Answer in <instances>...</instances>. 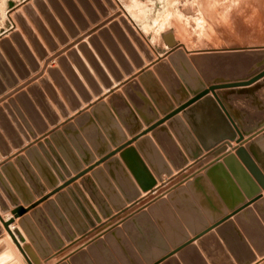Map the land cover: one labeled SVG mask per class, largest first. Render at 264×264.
Instances as JSON below:
<instances>
[{"label":"water","instance_id":"1","mask_svg":"<svg viewBox=\"0 0 264 264\" xmlns=\"http://www.w3.org/2000/svg\"><path fill=\"white\" fill-rule=\"evenodd\" d=\"M79 1L85 4L84 0ZM93 1L96 5L100 2V0ZM106 1L111 8H116L112 0ZM66 4L76 20L80 21L77 11L70 3ZM27 7L24 6V9L26 10ZM38 9L48 27L36 12H30L27 14L28 20H22L21 24H18L22 35L15 34L13 43L0 40L2 50L0 52V92L4 89V83L12 86L19 79H23L31 69L37 67V59L46 54L41 47L40 39L51 49L54 47V37L59 41L65 39L61 26L51 12L45 6H40ZM53 9L66 31L72 33L75 29L64 11L57 5H54ZM116 15L143 51L145 58L152 60L154 55L130 22L118 11L114 13V16ZM110 26L126 53L133 60L135 67H141L143 63L135 49L131 47L120 24L116 22L111 23ZM89 41L100 54L102 62L113 79L120 80L122 74L113 65L109 55L100 51V46L92 40V37ZM106 41L113 48L122 70L130 74L133 68L126 62V57L121 55L117 48L115 49L114 40L106 38ZM82 52L104 86L109 87L111 82L107 74L96 63L92 53L84 44ZM69 57L93 93L98 94L100 88L78 56L72 52ZM24 61L28 67L24 65ZM57 62L83 100L90 99L84 85L65 58L60 57ZM137 75V79L125 82L121 90L111 91L105 100L93 104L89 112L79 114L74 123H67L60 130L53 131L50 138L71 169L77 171L82 165L79 156L85 163L93 160L87 141L94 152L101 156L109 151L111 143L118 145L125 139L124 131L134 134L142 128L143 124H152L142 132L150 131L151 136L138 138L135 146L127 147L120 152L122 162L139 188L120 160L117 157H110L104 163L105 170L98 168L92 172V179L81 177L79 185L74 186L75 189L68 188L67 192H58L53 200L45 201L41 208L33 209L32 219L21 217L18 220L34 245L36 244L38 252L42 251L41 254H44L51 249L41 237V230L54 248L62 244V239L54 232L50 221L59 228L65 241L72 240L77 233L83 234L90 225L94 226V223L101 218L109 217L113 211L123 210L126 202L135 204L133 202L140 195V190L151 189L156 179L162 181L163 173L170 176L173 170L185 169L189 161H201L214 147L233 140L240 142L243 136H250L252 138L245 141V146L234 148V154L227 153L222 162L212 161L203 167L204 173H194L184 186L178 185L172 189L167 199H160L150 204L149 214L134 213L124 228L125 234L141 251L136 239L138 221L144 219L149 224L150 231H154L153 219L156 221L160 219L158 214L161 208L167 212L168 217L164 216L167 221L173 219L182 236H185L177 215L188 229L192 230L204 224V216L214 220L223 214L219 196L228 207L243 202L244 195L249 199L256 196L249 202L253 203V208H246L249 204L247 203L232 214L235 215L236 223L245 233L256 253L259 256L264 255V197L258 195L261 189L264 190V45L192 51L188 55L178 47L170 52L167 58L156 60L152 69L143 70ZM49 76L58 91L45 79L39 81L40 86L64 116L66 110L58 95L71 108L78 107L79 103L56 68L49 69ZM39 88L36 85L29 87V97L27 94H18L17 100L34 128L42 132L46 128L36 105L44 112L46 119L54 124L56 122L52 120L56 119V115ZM179 111H181L180 115L177 114ZM8 114L19 115L24 128L19 123L16 125L19 126L22 134L29 131L30 135H35L32 132L31 123L25 119L19 107L14 106ZM160 115L164 117L158 120ZM163 120H166V125L160 124ZM4 136L13 143L15 148L23 142L6 114L0 110V151L2 153H5L7 148ZM38 145L42 151L35 146H30L25 149V153L17 154L11 162L6 161L0 166V209L2 211L6 209L2 194L12 204H16L19 201L18 198L28 203L33 200L34 195L44 194L45 185L52 188L57 184L56 174L64 178L60 170L64 169L63 163L59 160L54 163L49 152L43 150L40 142ZM47 145L51 146L49 143ZM204 151L205 155H203ZM41 152L44 153L45 158ZM82 190L87 197H83ZM228 197L235 198L228 201ZM12 214L15 217L21 215L19 209L14 210ZM13 221L14 217H10L4 222V226L27 263L33 264L7 227ZM220 222L222 223L216 229L217 234L233 254L236 263L252 262L255 255L249 250L236 225L231 220H227V217ZM160 223L170 244H180L169 239L171 236H179V234L170 233L171 221L168 227L165 226L166 222L160 221ZM229 232L239 240L238 246L235 245L236 254L225 239ZM125 234L114 229L108 231L105 238L110 239V242L112 239L116 241L117 238L123 241L124 255L129 257L127 251L131 253L132 248L127 239L125 241ZM195 238H198L197 245L210 264H233L217 236L209 232V229L196 235ZM100 243L102 242H94L88 246V249L91 250ZM158 246H161L159 252L164 253L167 243L163 241L159 233ZM122 247L123 245H120L121 250H123ZM192 247L183 249L179 247L178 259L170 257L162 260L161 264H188L186 253L192 250ZM212 247L213 250H211ZM211 254L215 257L211 258ZM118 256L120 257L119 252ZM152 258L144 256L146 261ZM122 260H124L123 255Z\"/></svg>","mask_w":264,"mask_h":264},{"label":"rangeland","instance_id":"2","mask_svg":"<svg viewBox=\"0 0 264 264\" xmlns=\"http://www.w3.org/2000/svg\"><path fill=\"white\" fill-rule=\"evenodd\" d=\"M50 1L51 0H43L40 2V4H45L48 7H50L51 6ZM58 1L64 7V9H66L69 16L76 20V18L73 16V14L71 13V11L68 8V6L66 4L67 2H65V0H58ZM71 1L72 2H70V3H73L74 6L76 8H78V10L80 11V14L83 15V18L86 20V22H87L86 24L89 25L91 23V20H92V15H90L91 13L87 11L85 6L83 4H81L79 0H71ZM113 2L117 6L116 10L112 9L106 0H103L104 5L107 8V11H109V12L103 11V13H102L99 5H96L93 0H87V4L89 5V7H91L93 9L94 16H95L96 11H98L101 15V17L99 15L98 19L100 20L101 18H104L105 19V25H108L109 22H112V21L116 22L118 20V22L123 26V24L119 20V16H116V17H112V16L114 15V13L116 11H120L122 15H125L130 20V22L133 24V26L139 32L140 36L147 43L150 50L155 55L154 59H156V56L162 58V56L167 55V57H168V54L170 52H172L174 49H176L177 46H179V48H182L186 52V54L188 55V53L192 52V51L264 45V0H113ZM17 3H19L18 6L16 5L15 7H13ZM28 3L32 4V6L29 8L30 10H34L37 12L39 11L38 7L40 6V4L38 5L37 3H35V0H23V1L22 0H0V33L3 32L6 28H8L12 24V26L8 29V31L3 32L4 34L2 33V35L0 34V40L1 39L4 40L5 38H9V39H11L10 40V43H11L13 41L11 34L14 31H19L22 34V30L20 29V27H19L20 25H18V24H21L22 20H28L27 14L30 13V10H27V11H29V12H27L24 9V6ZM9 9H11V10L8 12ZM110 12H112V14H110ZM40 15H41V13H40ZM110 15H112V16L110 17ZM10 22H11V24H10ZM46 25H47V23H46ZM80 27L82 28V26H80ZM88 27L89 26H87V28ZM100 27H102V26H100ZM123 28L125 29L124 26H123ZM85 30L86 29H84V32H86ZM89 30H90V27H89ZM125 31L127 32L126 29H125ZM127 34L131 38V41H132L133 45L135 46L137 52L139 53L140 57L145 58V55L141 52L140 48L135 43V41L133 40L131 35L128 32H127ZM111 36L115 37V35H113V34H111ZM84 38H87L86 41L87 40L89 41V38H91V37L89 36V33H85L83 39ZM79 41H81V40H79ZM79 41H77V42H79ZM72 42H73V44L77 43L74 41H72ZM105 43H106V41H105ZM89 44H91L90 41H89ZM121 45L122 44H120V47H121ZM105 46H107V43ZM0 50H1V48H0ZM57 52H58L57 49H55L53 51H49V53H52V54L54 53L53 55L46 53V55L43 58H38L39 59L38 69H32V72L29 73L26 78L20 79L18 82H16L14 85H12V88H14L13 90L19 88L18 92H15V93H17V94L26 93V91L29 93L28 90H29V87L31 86L32 83H35V85L40 86L39 81L41 79H44L43 74L45 72H47V74H48V69L50 67V66H48L47 69H45L46 64L52 60V59L50 60L51 57H54V58L58 57V56H56ZM110 53H111V51H110ZM162 54H164V55H162ZM111 55H112V53H111ZM164 58H166V57H164ZM154 59H152V60H154ZM152 60H150V61H152ZM141 61H142V59H141ZM42 62L44 63L43 65H41ZM87 62H88V59H87ZM147 62H149V61H147ZM132 64H133V62L130 63V65H132ZM133 66L135 68V65H133ZM148 68H150V67H148ZM150 69H152V68H150ZM107 71H108V69H107ZM34 73H35V75H33ZM93 73L95 74L94 71H93ZM108 73H109V71H108ZM122 74H123V72H122ZM123 78H124V76H123ZM112 79H113V77L112 78L110 77V80L112 81L111 83L113 85L115 80H112ZM135 79H137V78H135ZM21 80H25L24 83H19ZM35 80H38V81L34 82ZM25 86L27 87L25 92L21 91V89ZM101 89L103 90V87H101ZM5 93H6V89H5ZM100 94H102V92ZM97 96H99V95H97ZM80 107L81 106H78V108H80ZM78 108H75L74 111L78 110ZM69 111H73V109H69ZM69 113L66 112V114L64 116H62L61 113H60L61 115H57V120H58V116L60 117L59 120L55 124L54 123L53 124H47L48 126H47V129L45 132L44 131L39 132L38 129L33 130L35 135L36 136L38 134L42 135V133L45 134L51 126H55L59 122H61V117L62 118L69 117L71 115V113L70 114ZM178 114H181V112ZM74 117L75 116H72L71 118L70 117L69 118L74 119ZM163 117L164 116L161 115L159 120L162 119ZM71 122H74V120ZM164 122H166V120ZM67 123H70V121L61 124L59 127L62 128V126L67 124ZM145 126H147L146 127L147 129H148V127H150V125H146V124H145ZM59 127L56 128L55 130H60ZM52 132H53V130L47 134L48 138H50V134H52ZM148 132H150V131H148ZM137 133H139V132H137ZM136 134H129L131 136L130 144L134 143L135 140L138 139V138L136 139V136H135ZM150 134H151V132H150ZM27 135L30 136L28 138H31V136H32V135H30V132L28 134H26V136ZM35 135H33L32 137H34ZM143 135L144 134H142L138 137H141ZM24 136H25V134H24ZM37 142H39V141H37ZM50 142H51L52 146L54 145V147H56L52 140ZM233 142H236V141H233ZM239 143H241V142H238V144ZM119 144H121V142ZM119 144L113 145V147L111 145V148L108 151V153L102 154L101 156L94 152V158L90 163H85V162L81 161V163H83V167H81L79 170H77V172L72 170V173L75 172V174L78 175V173H80L82 170L87 168L85 170L86 172L84 173V175H89L91 170H92L91 167L93 165H94L93 168H95V169L99 168V167L104 168V163L110 158L109 157L108 159L105 160V159H103L105 156L109 155V153H111V152H114L112 157H117L118 155L116 156L115 154L120 155V152L123 151V149L130 147L129 144H127V145L123 146L122 147L123 149L121 150ZM228 146H227V148H228ZM56 151L59 152V149L57 147H56ZM203 171H204V168H203ZM77 177H76V179H80L81 175L80 176L78 175ZM70 178L71 177H69L68 179H70ZM157 181H158V179H157ZM186 181L187 180H185V183L183 181L182 183H178L177 185L176 184L175 185L176 186L185 185ZM167 182L168 181L161 182L160 187L166 185ZM68 184L71 185V183H68ZM70 185H68V188L70 187ZM175 185L173 186L172 189L176 188ZM137 187L139 188V186H137ZM171 187L169 186L168 189ZM151 189H149L147 191L141 190V194L138 196L137 200L133 202L135 204H132L130 202L129 203L126 202L125 207H124V209H126L125 211H123L119 214H118V211H113V213L109 217L101 218V221H102L101 223L96 221V225L98 223L99 224L97 227H95L93 229V232H91L90 235L100 233L101 231H103L106 228L107 229L103 232V234H106L108 231L114 230L116 228H120V227L122 228L123 224L126 221H128L132 217V215H134L133 213H137V212L141 213V212H145V211L147 212L149 205L145 208H140L137 211H135V210L138 206L141 205V203L149 200L147 198V196L151 195L152 193H156V191L158 190L156 188L153 190H151ZM172 189H170L169 191H171ZM169 191H167L166 194H164L163 196H160V194L158 196L157 195L153 196L151 198L152 202H155V201L163 199V198H167ZM143 192L148 193V195L144 196ZM128 212H129V214H131L132 212L133 213H132V215H130L127 218L128 220L126 219L125 221L119 223L120 225L117 224V225H119V226H117L114 223L115 221L118 220L117 218H120L122 215L124 216V214H127ZM116 213H117V215H116ZM96 225H94V226H96ZM94 226H92V227H94ZM88 235H89V233H87L85 235V237ZM85 237L83 236V237H81V239L85 238ZM99 238H101V237H99ZM6 239L9 242V244H7V242H2L3 245H2V243H0V245L2 247V249H1L2 252H0V254H1L0 255V264H28L27 261L25 260V258L23 257V255L21 254V252L16 250L18 247L15 248L14 245L12 244V241H13L12 238L9 236ZM27 244L28 245L25 244L24 249H25L26 253L28 252L29 256L31 257L33 264H48L45 262H41V260H38V258L33 253L32 247H30V244L29 243H27ZM68 244H70V242H68ZM72 244H74V243H72ZM171 251H174V249L173 250L171 249ZM256 259H257V257L253 261H255ZM153 264H155V263H153Z\"/></svg>","mask_w":264,"mask_h":264},{"label":"crops","instance_id":"3","mask_svg":"<svg viewBox=\"0 0 264 264\" xmlns=\"http://www.w3.org/2000/svg\"><path fill=\"white\" fill-rule=\"evenodd\" d=\"M23 1V0H22ZM21 2V1H20ZM19 2V3H20ZM19 3H17V4H15L13 7H15L16 5L18 6V4ZM12 7V8H13ZM11 8V9H12ZM11 9H9L8 10V12L11 10ZM14 9V8H13ZM109 12V11H108ZM51 14H53V16H54V18L58 21V24H60V26H61V28H62V31H63V33H64V36H65V39H64V41H59L58 39H56V37H54L53 38V41H54V45H55V47H54V49H51L50 50V48H48L42 41H41V39H40V44H41V47H42V49L44 50V52L46 51L47 53H49V51H53V50H55V49H57V51L59 52V51H61V50H63V49H66L67 47H69L73 42H71L70 43V41H74V42H76L77 40L79 41V34H84V33H86L87 31H89V27L88 28H86V32H84V29L83 28H81L79 25H78V23L74 20V18H72L71 17V20L74 22V24H76V25H74V29H76V31L78 32V33H75V34H73V35H71V33H69V32H67L66 31V29L64 28V26L62 25V22L59 20V18L57 17V15L54 13V12H52ZM40 16V15H39ZM79 23H81V22H79ZM10 24H11V22H10ZM46 25V24H45ZM12 26V24L8 27V28H6L3 32H6V31H8V29L10 28ZM47 26V25H46ZM48 27V26H47ZM92 27H94V24L92 25ZM93 29V28H92ZM91 30V29H90ZM35 31V30H34ZM103 31L104 30H97V31H95L94 32V34H91V36L90 37H95V42H97V44L100 46V47H102L104 50H105V52L111 57V59H112V61L114 62V64H115V66L116 67H118V69H119V72L120 73H122L123 72V74H122V78L120 79V80H118V81H114V83H113V85L111 86V87H109V88H105L104 87V84H103V82H101L100 81V78L96 75V74H94L93 73V69L91 68V66H90V64L87 62V59L85 58V55H84V53L82 52V48L80 47L81 45H86V47L89 49V51L93 54V56H94V58H95V61L98 63V65L103 69V72H105V74H107L108 75V77H111L112 78V76H111V74H109L108 73V71H107V68H106V66L104 65V63L102 62V59L100 58V55H99V53L97 52V50L93 47V45H91V44H89V41L87 40L86 41V39L87 38H84V39H82L80 42H78V44H74L72 47H70L68 50H66V51H64L61 55H59L57 58H54V59H52L50 62H49V64H48V66H50V67H57V70L60 72V74L62 75V77L66 80V82H67V84L69 85V87H70V89L73 91V93H74V95H75V98H76V100L78 101V103H79V105L80 106H82V107H80V109L78 108V107H75V108H78L79 110H76V111H74V109L75 108H71L70 106H69V104H67L66 102H65V100L61 97V96H59L58 94V97H59V99H60V101H61V103H62V105L64 106V108H65V110H66V112H70L72 115H71V117L72 116H76V115H79L78 113L79 112H81L82 110V112L81 113H83V112H88L87 110L89 109V107L92 105V104H94V103H96L97 101H100V100H105V97L114 89V91L115 90H121V85L123 84V83H125V82H127L128 80H130V79H132V78H137L138 77V75L137 74H139L141 71H143V70H146V69H150V68H152V65H153V62H154V60H152V61H149V60H146L145 58H141L142 59V61H143V66H141V67H135L134 68V71L132 70V72L130 73V74H126L123 70H122V68H121V66L119 65V63L117 62V60L113 57V55H111V53H110V50H109V48L107 47V46H105L106 45V43H105V39H104V37H102L103 36ZM110 32V35L111 34H113L114 35V33H113V31H112V28H111V26H110V29L109 30H105V32ZM3 32H1L0 34L2 35V33ZM4 34V33H3ZM78 34V35H77ZM81 35V36H82ZM80 36V37H81ZM74 37V38H73ZM113 38H115L114 36H113ZM71 39V40H70ZM90 39V38H89ZM118 43V42H117ZM118 46H119V48L121 49V47H120V45H119V43H118ZM29 47V46H28ZM30 50L32 51V49H31V47H30ZM72 51H75V54H77V56H78V58L80 59V61L82 62V64L84 65V67L89 71V73L91 74V76L93 77V79L95 80V82L97 83V85H98V87L100 88V92L98 91V94H94L93 93V91L91 90V88L88 86V84L86 83V81H85V79L81 76V74L78 72V69H76V67H75V64L73 63V61H72V59L69 57V53L70 52H72ZM33 52V51H32ZM45 52V53H46ZM50 55H53L52 53H49ZM142 54V53H141ZM162 55H164V54H162ZM65 58V60H66V62L69 64V66L72 68V70L74 71V73L76 74V76H77V78L79 79V81L84 85V88H85V91L89 94V98H90V100L88 99L87 101H85V100H83V98H82V96L79 94V93H77L76 91H75V89H74V87L72 86V84H71V82L69 81V79L66 77V75H65V72L63 71V69L61 68V66H60V64L57 62V60L59 59V58ZM37 61H39V59H37ZM147 61H149V62H147ZM39 63V62H38ZM131 63V62H130ZM44 63L42 62L41 63V65H43ZM24 65L25 66H27L28 67V65H27V63L24 61ZM148 67H150V68H148ZM32 72V69L27 73V75L29 74V73H31ZM33 75H35V73L33 74ZM43 76H44V78L46 79V80H48L49 81V83L54 87V88H56L55 87V85H54V83L51 81V78H50V76H49V73L47 74V72H45L44 74H43ZM123 76H124V78H123ZM96 77V78H95ZM19 79V78H18ZM20 80V79H19ZM18 80V81H19ZM112 80H114V79H112ZM17 81V82H18ZM24 81L25 80H21L19 83H24ZM38 80H35L34 82H37ZM33 84H35V83H32L31 85H33ZM37 84V83H36ZM4 85L6 86V93H9V92H11L14 88H12V86H7L5 83H4ZM40 85V84H39ZM40 88V90L43 92V94H44V96H45V98L47 99V102L51 105V108L53 109V113L56 115V118H57V115H61L60 114V111H58V109L56 108V106L54 105V103H53V101L47 96V95H45V93H44V90H43V88L41 87V86H39ZM101 87H103V90L101 89ZM27 89V87L25 86V87H23L22 89H21V91H24L25 92V90ZM56 90H57V88H56ZM58 91V90H57ZM102 92V94H100ZM5 91L3 92V93H0V98L1 97H3L4 98V96H5ZM26 94L28 95V97H29V93L26 91ZM17 93H14V94H12V95H10V96H8V98H5L4 100H3V102L1 101L0 102V107H1V110L6 114V116H7V118L9 119V121H10V123H11V125L13 126V128L15 129V131H16V133H17V135H18V137L20 138V140H22L23 139V145L22 144H20V145H22V147L20 146V148L18 147H14V145H13V143L6 137V136H4V141H5V143H6V145H7V148H8V151L7 152H5V153H2L1 151H0V166L4 163V162H6V161H12L13 160V158H14V156H16L17 154H20V153H25V149H24V147H26V146H28V145H30L31 143H29L28 141H30V142H32V143H36V141L37 140H39V139H42V137L43 136H38L37 138L35 137L34 139H32V140H27L26 139V137L24 136V134H22L21 132H20V129H19V126L18 125H16V122L14 121V119H11L12 117H11V115L10 114H8V111H7V109H6V107H4V102L6 101L7 103H9L8 104V107L10 108V110L12 111L13 110V108H14V106H13V103H15L16 104V106L17 107H19L20 108V111H21V113L23 114V116L25 117V119H27L28 120V122H30L31 123V120L29 119V117H28V115L26 114V112L24 111V109H22V107H21V105L19 104V102H18V100H17ZM78 95V96H77ZM97 95H99V96H97ZM11 99H14V101L15 102H13V103H10V98ZM80 101V102H79ZM78 105V106H79ZM36 108H37V111L39 112V115H40V117L42 118V120H43V122H44V126L47 128V124H53L52 122H51V120H48V119H46V117H45V115H44V112L36 105ZM69 109H73V111H69ZM86 109V110H85ZM15 113V112H14ZM69 113V114H70ZM15 116H16V118L18 119V121H19V124L23 127V125H22V123H21V119H20V117H19V115L17 114H14ZM59 116H58V120H59ZM68 119H70V118H62L61 117V122H59L57 125H55V126H51L50 128H49V130L50 131H52V130H54V129H56V128H58L61 124H63V123H65V122H67V120ZM57 120V121H58ZM75 120V119H74ZM53 121V120H52ZM55 121V120H54ZM71 121H73V120H71ZM70 121V123H74V122H71ZM166 123V122H165ZM165 123H163V124H165ZM162 124V125H163ZM166 125V124H165ZM31 127L33 128V130H36L37 128H34V126H33V123H31ZM146 127L147 126H145V124H144V126H142V130H144V129H146ZM24 128V127H23ZM60 129H61V127H59ZM142 130H140V131H142ZM26 133H29V131L27 132V131H25ZM126 134H127V136H126V138L127 139H131V136L126 132ZM44 135H46V134H44ZM151 134H150V132H147V133H145L143 136H150ZM143 136H141V137H143ZM245 137V139H248L249 137L248 136H244ZM33 138V137H32ZM124 139L122 142H121V144H127L128 143V141L129 140H127V139ZM51 140V139H50ZM47 141V140H46ZM45 141V142H46ZM27 142V144H25ZM40 142V141H39ZM39 142H37L36 144L38 145V143ZM33 144V145H31V146H37L36 144ZM41 144H43L44 142H40ZM135 143H136V141L134 142V143H131L129 146L130 147H133L134 145H135ZM232 145L233 146H238V144L236 143V142H232ZM245 145V144H244ZM39 146V145H38ZM37 146V148H39ZM48 146V145H47ZM112 147H113V145H112ZM22 148V149H21ZM228 148H229V146H228ZM227 148V150L225 149L224 151L222 150V151H220V152H218L219 150H215L213 153H211V154H209V155H207V156H205L201 161H199L198 163L195 161V162H193V161H190L189 162V164L190 165H188L187 167H185V169H182V170H179V171H174L175 173H173L172 174V176H164L165 174L163 173L162 174V177L164 176L165 177V181H168L167 183H166V185H164V186H161L160 187V182H159V184L158 185H155L154 186V188H156V189H158L157 191H156V193H152L151 195H149V196H147V198L149 199V200H147V201H145V202H143V203H141V205L140 206H138L137 208H136V210L135 211H137V210H139L140 208H145V207H147L148 205H150V204H152L153 202H152V200H151V198L153 197V196H155V195H159L160 194V196H163L164 194H166V192L167 191H169L170 189H172L173 188V186L176 184H178V183H182L183 181H184V183H185V180H190L191 178H192V176H193V174L194 173H202L203 172V167H205L206 165H208L209 163H211L212 161H216V162H221L222 160H223V157L226 155V153H228V152H230L231 151V153H234V151H233V148L232 147H230L229 149ZM20 149V150H19ZM113 149V148H112ZM22 150V151H21ZM218 152V153H217ZM5 154H7V155H5ZM206 154V152L203 154V155H205ZM116 156H117V158L120 156L119 154H115ZM120 161H122L121 159H119ZM219 160V161H218ZM82 162H83V160H82ZM202 164V165H201ZM123 166H125V164H123ZM126 168V167H125ZM126 170H127V172H128V174L130 175V177L132 178V180L134 181V183H135V185H137V183H136V181L134 180V178H133V176L129 173V171H128V169L126 168ZM77 172V171H76ZM74 173V174H73ZM72 174L73 175H75V176H77V174H75V172H73ZM71 174V175H72ZM71 175H70V177H71ZM72 177H74V176H72ZM69 177H66L65 176V179H62V178H60L59 177V182H58V184L56 185V187H54V188H50V187H48L47 188V195H49L50 193H51V191H56V190H58L57 192H55V194L53 193V195H51V197L49 196V198H48V200H51V199H54L55 198V195H56V193H58L59 191L61 192V191H67V189H68V186L66 185L67 183H68V179ZM64 180H66V181H64ZM78 181L76 180V182H74L72 185H70V187H73L74 186V184L75 183H77ZM61 183V184H60ZM60 184V185H59ZM78 184H79V182H78ZM175 185V186H176ZM138 186V185H137ZM171 187V188H169L168 189V187ZM63 187V188H62ZM65 187V188H64ZM160 187V188H159ZM153 188V189H154ZM140 192H141V190H140ZM230 193V192H229ZM229 193H227V195L229 196ZM225 195H226V193H224ZM146 195H148V193H144V196H146ZM258 195H261L262 197H264V190H261L260 192H259V194ZM143 196V197H144ZM159 196V197H160ZM142 197V198H143ZM256 196H254V198H255ZM36 198V199H35ZM234 198L235 197H228L227 198V200L228 201H231V200H234ZM254 198H251V199H249L247 196H243V199H244V201L243 202H241V203H238V204H236V205H234V206H231V207H228L226 204H224V200L222 199V197L221 196H219V200H220V202L222 203V207H223V214L222 215H219V216H217L216 217V219H208L207 217H205L204 216V218H205V222H204V224L203 225H201L200 227H198V228H196V229H188V227L184 224V222L179 218V216L177 215V217H178V220L180 221V224H181V226L183 227V229H184V231H185V236H182V233H181V231L177 228V225L175 224V221L173 220V219H169L170 221H171V231H170V233H174V234H179V236H171V237H169V239H171L172 241H177L178 243H180V242H182L184 239V241H183V243L186 241V242H189V241H191L188 245H186L184 248H186V247H191V246H193L192 247V250H190V251H188L187 253H186V260L188 261V264H210V262H209V260H208V258L204 255V253L201 251V249L199 248V246L197 245V239H195V236L196 235H199V234H201V233H203L204 231H206L207 229H209V232H211V233H213V234H215V236H217V238L219 239V241H220V243H221V246L223 247V249L226 251V253L228 254V256H229V258L231 259V262L233 263V264H237L236 263V261H235V259H234V257H233V254L230 252V250L228 249V247L226 246V244H224V242H223V240H222V238H220V236H218V234H217V231H216V229H217V227H218V225H221V223L222 222H220L222 219H224V218H226L227 217V220H231L235 225H236V227H237V229H238V231L240 232V234H241V236H242V238H243V240L245 241V243H247V246H248V248H249V250L255 255V258L257 257V259L255 260V261H252V262H250L249 264H264V255L263 256H259L257 253H256V251L254 250V247L252 246V244L250 243V241L248 240V238L246 237V235H245V233L242 231V229L238 226V224L236 223V221H235V215L234 214H232L234 211H236V210H238V209H240V208H242L244 205H246L247 203H249L252 199H254ZM33 199H35V201L32 203L31 202V204H25L23 201L20 203V205L22 206V207H25V208H27V209H29V210H27L26 211V213H25V215H30L31 214V211L33 210V209H35V208H41L42 207V205H43V202H41V203H39L38 205H36L35 206V203L36 202H38V201H40L42 198L41 197H35V195H34V198ZM247 200V201H246ZM32 206H34L33 208H30V207H32ZM246 208H253V203H249L247 206H246ZM13 209H15L13 206H11L10 207V210H8L7 212H0V223H1V226H2V228H3V232L0 234V243H2V242H7V244H9V242L7 241V239L6 238H8L10 235H8V232H7V230L5 229V226L3 225L4 224V221H7L10 217H14L13 216V214H12V212H13ZM134 211V212H135ZM175 213H176V211H174ZM133 213V212H132ZM132 213L131 214H129V212L127 213V214H124V216L122 215L120 218H117L118 220L117 221H115L114 223L117 225V224H119V223H121V222H123V221H125L130 215H132ZM158 213H159V211H158ZM148 214H149V212H148ZM205 214V213H204ZM168 217V215H167V212H165L164 211V208H161V210H160V213L158 214V217L160 218H158L159 220L158 221H156L155 219H153V221H154V226H155V229H154V231H150V229L151 228H149V224L144 220V219H140L139 221H138V226H137V230H138V237L136 238L137 239V241H138V243H139V247H140V249H141V251L140 250H138V248L134 245V243L129 239V237H128V235H126L125 233V228H124V224L127 222H125L124 224H123V227L121 228L120 227V229H122V231H123V233L126 235L125 236V241H126V239H127V241L129 242V244L131 245V253L129 252V251H127V253H128V255H129V257L125 254L124 255V243H123V241H121L119 238H117V240L115 241L114 239H112V241L110 242V239L109 240H106V238H105V234H103V232L107 229H104L103 231H101L100 233H96V234H93V235H88V236H86L85 238H82L81 239V237H83L82 235H84V234H77V236L73 239V240H71V242L72 243H74V244H72L70 241H64V248L62 249V250H59V251H55L54 253H52L49 257H47V258H44V257H41V255L40 254H38V252H37V250H36V248L33 246V244H32V242L30 241V239L28 238V236H27V234L25 233V231L22 229V227L19 225V223H18V220L20 219V217L21 216H17V217H15L14 218V222L10 225V227H11V229L12 230H17L19 233H17V235L18 236H20V237H22L23 238V241L21 242L22 244V247L24 248V246H25V244L26 245H28L27 243H29L30 244V247H32V251H33V253L35 254V256L38 258V260H41V262H45V263H48V264H140V262H142V264H144L143 263V259H144V256H146V257H156L155 258V260L156 259H159V257H161L162 258V256L163 255H165V254H163L162 252H159V250H160V248H161V246H158V233L159 234H161V236H162V239H163V241H165V243H167V247H168V250L169 251H171V247H172V249H174L175 250V245H171L170 244V242L167 240V237H166V235H165V233H164V231H163V229L161 228V226H162V223H160V221L162 222H166L165 223V226L166 227H168L169 225H168V223L170 222H168L167 221V218H165V217ZM128 220V219H127ZM130 220V219H129ZM220 222V224H217V223H219ZM196 225H197V223H195ZM120 225V224H119ZM119 225H117V226H119ZM147 227H148V229H147ZM195 227V226H194ZM91 232H93V230L91 231ZM91 232H88V233H91ZM15 234H16V232H15ZM104 236V237H103ZM99 237H101V238H99ZM103 237V238H102ZM118 237V236H117ZM76 238L78 239V240H76ZM99 238V239H98ZM194 239V240H193ZM225 239H226V242H228L229 243V246L232 248V250H233V252H234V250H235V245L236 246H238V239L237 238H235V237H233V235L229 232L228 233V235H226L225 236ZM233 239V240H232ZM74 240H76L75 242H74ZM193 240V241H192ZM233 241V242H232ZM68 242H70L71 244H68ZM90 242V243H89ZM94 242H102V243H100V244H98V245H96V247H94V248H92L91 250L90 249H88V246H90L91 244H93ZM120 243V244H119ZM12 244L14 245V247L15 248H17V246L15 245V243L12 241ZM2 245H3V243H2ZM69 245V246H68ZM120 245H123V247H122V249L123 250H121V248H120ZM71 247V248H70ZM115 248V249H114ZM117 248V249H116ZM2 247H1V245H0V252H2ZM17 251H19V249L17 248L16 249ZM25 250V249H24ZM211 250H213V247H212V249ZM20 252V251H19ZM81 252H83V253H81ZM118 252H119V255H120V257L118 256ZM212 252H214V251H212ZM25 253H26V251H25ZM235 254H236V252H234ZM27 254V256H28V258L31 260V257L29 256V254H28V252L26 253ZM82 254V255H81ZM167 254H169V252L167 253ZM1 255V254H0ZM122 255H123V257H124V260H122ZM170 257H174L175 259L177 258L178 259V252L176 253H173ZM211 258L213 257H215V256H213L212 254H211V256H210ZM121 258V259H120ZM160 258V259H161ZM216 258L219 260V258H218V255H216ZM32 261V260H31ZM68 261V262H67ZM70 261V262H69ZM144 262H145V264H153V263H155V262H153V263H148L146 260H144ZM33 263V262H32ZM158 264H161V262L160 263H158Z\"/></svg>","mask_w":264,"mask_h":264},{"label":"bare ground","instance_id":"4","mask_svg":"<svg viewBox=\"0 0 264 264\" xmlns=\"http://www.w3.org/2000/svg\"><path fill=\"white\" fill-rule=\"evenodd\" d=\"M41 1H43V0H35V3H37L38 5L40 4V2ZM85 2V4H83L84 6H85V8L87 9V11L88 12H90L91 14L90 15H92V20H91V23L89 24V25H87L86 23V20L83 18V15H81L80 14V11L78 10V8H76L75 6H74V4L73 3H70V2H72L71 0H65V2H68V3H70L71 5H72V7H73V9L74 10H76L77 11V14L79 15V17H80V21H78V20H75L77 23H78V25L79 26H82V28L83 29H86L87 28V26H89L90 27V29L91 30H89V31H87L86 33H89V36H91V34H94V32L95 31H97V30H104L103 31V36L102 37H104V39H105V41H106V38H108V39H111V40H114V44H115V49L117 48V50L120 52V54L122 55H124L125 57H126V62L128 63V65L130 66V67H132L133 68V71H134V62H133V60L129 57V55L126 53V51H125V48L121 45V49L119 48V46H118V43H120V42H118V39H117V37L115 36V38H113L111 35H110V32L108 31V32H105V30H109L110 29V24L113 22H109V24L108 25H105V19L104 18H101L100 20L98 19V17H99V15H100V13L98 12V11H96V13H95V16H94V14H93V9L91 8V7H89V5L87 4V0H84ZM113 1V0H112ZM50 3H51V6L50 7H48L47 5H45V4H40V6H45L51 13L52 12H54L55 13V11H54V9H53V7H54V5H57V6H59L63 11H64V13L66 14V16L68 17V19L71 21V25L74 27V25H76V24H74V22L71 20V17L69 16V14H68V12L66 11V9H64V7L60 4V2L58 1V0H51L50 1ZM114 3V2H113ZM115 4V3H114ZM99 6H100V9H101V12L103 13V11L104 12H108L107 11V8L105 7V5H104V3H103V0H100V2H99V4H98ZM25 6H28L27 7V9H26V11L27 10H30L29 8L32 6V4H30V3H28V4H26ZM39 6V7H40ZM116 6V5H115ZM111 7V6H110ZM113 9V8H112ZM117 9V6H116V8L114 9V10H116ZM30 12H36V14L39 16L40 15V11H34V10H30ZM119 12V14H121V12L120 11H118ZM56 14V13H55ZM110 14H112V12H110ZM53 15V14H52ZM122 15V14H121ZM106 16V15H105ZM112 15H110V17H111ZM116 16H118V15H116ZM116 16H114L113 15V17H116ZM125 16V15H124ZM40 18H41V20L46 24V21L44 20V18L40 15L39 16ZM100 17H101V15H100ZM126 17V16H125ZM116 19V18H115ZM126 19L130 22V20L126 17ZM60 20V19H59ZM58 22V21H57ZM79 22H81V23H79ZM118 24H120L119 22H118V20L116 21ZM116 22H114V23H116ZM97 23V24H96ZM114 23H112V24H114ZM94 24V27H92L91 25H93ZM130 24L133 26V24L130 22ZM60 25V24H59ZM100 26H102V27H100ZM120 27H121V29L124 31V34H125V36L127 37V39L130 41V44H131V47L133 48V49H135V52H136V54H137V56H138V58L140 59V55H139V53L137 52V50H136V48H135V46L133 45V43H132V41H131V38L129 37V35L127 34V32L125 31V29L123 28V26L120 24ZM93 28V29H92ZM133 28L136 30V28L133 26ZM127 30V29H126ZM136 32L138 33V35L140 36V34H139V32L136 30ZM35 33V32H34ZM75 33H77V31H76V29L71 33V35H73V34H75ZM114 33V32H113ZM129 33V32H128ZM15 34H19V36L20 35H22L19 31H14L12 34H11V37L14 39V37H15ZM78 35V34H77ZM82 34H79V37L81 36ZM84 35H85V33L83 34V36H81L80 38H79V40H82L83 39V37H84ZM115 35V34H114ZM64 38H65V36H64ZM74 38V37H73ZM140 38L143 40V38L140 36ZM10 40L11 39H9V38H5L3 41H8V43H10ZM92 40H94L95 41V37H92ZM134 40V39H133ZM78 41V40H77ZM76 41V42H77ZM135 41V40H134ZM144 41V40H143ZM72 42V41H71ZM70 42V43H71ZM80 42V41H79ZM118 42V43H117ZM12 43V42H11ZM106 43H107V41H106ZM136 43V42H135ZM144 43L147 45V43L144 41ZM75 44H78V42L77 43H75ZM121 44V43H120ZM119 44V45H120ZM137 44V43H136ZM74 44L72 43L69 47H67L66 49H63V50H61V51H59V52H57V54H56V56H59V55H61L63 52H64V50L66 51V50H68L70 47H72ZM54 47H55V45H53ZM107 46H108V48H109V50L111 51V53H112V55H113V57L116 59V57H115V55H114V50H113V48H111L109 45H108V43H107ZM54 47L52 48V49H54ZM139 47V46H138ZM147 47L149 48V46L147 45ZM179 47V46H178ZM177 47V48H178ZM82 50H83V45H82ZM100 48V51H102V52H105V50L102 48V47H99ZM140 48V47H139ZM51 49V48H50ZM150 49V48H149ZM141 50V49H140ZM151 51V50H150ZM0 52H2V50H0ZM46 52V51H45ZM74 54H75V51H72ZM72 52H70V53H72ZM141 52L143 53V51L141 50ZM152 52V51H151ZM47 53V52H46ZM65 53V52H64ZM69 53V54H70ZM106 53V52H105ZM108 53V52H107ZM106 53V54H107ZM144 54V53H143ZM152 54H153V52H152ZM46 55V54H45ZM44 55V56H45ZM100 55V54H99ZM108 55V54H107ZM154 55V54H153ZM43 56V57H44ZM76 56H77V54H76ZM92 56H93V54H92ZM43 57H41V58H43ZM86 57V56H85ZM94 57V56H93ZM110 57V56H109ZM154 57H155V55L153 56V59H154ZM164 57H166L167 58V55L166 56H162V58H164ZM54 57H51L50 58V60L51 59H53ZM63 58V57H62ZM101 58V57H100ZM111 58V57H110ZM87 59V58H86ZM95 59V58H94ZM158 59H161L160 57H157L156 56V59H154V62L156 61V60H158ZM49 60V59H48ZM112 60V59H111ZM141 60V59H140ZM150 61V60H149ZM113 62V61H112ZM130 62H133V64L132 65H130ZM153 62V63H154ZM97 63V62H96ZM143 63V62H142ZM48 64L49 63H47L46 64V68L45 69H47V67H48ZM98 64V63H97ZM39 65V63H38V61H37V67L35 68V69H38V66ZM113 65H115L114 64V62H113ZM50 68H56V67H49V69ZM117 68V70H119L118 69V67H116ZM49 69H48V73H49ZM57 69V68H56ZM122 74V73H121ZM27 77V74L25 75V77L24 78H26ZM107 77H108V75H107ZM84 78V77H83ZM96 78V77H95ZM45 79V78H44ZM108 79L110 80V77H108ZM132 79H135V78H132ZM43 80V79H42ZM46 80V79H45ZM131 80V79H130ZM101 81V80H100ZM110 82H112L111 80H110ZM15 84V83H14ZM13 84V85H14ZM124 84V83H123ZM122 84V85H123ZM35 84H33V85H31V86H34ZM111 86H112V83L110 84ZM109 85V87H111ZM121 85V86H122ZM30 86V87H31ZM37 86V85H36ZM109 87H106V88H109ZM5 88H6V86H4V89H3V91L2 92H0V93H3L4 91H5ZM18 90H19V88L18 89H15V90H13L12 92H9V93H6L5 94V96H4V98L3 97H1L0 98V102L2 101V100H4L5 98H8V96H10V95H12V94H14L15 92H18ZM112 91H114V89L112 90ZM116 91V90H115ZM20 94H26V93H20ZM19 94V95H20ZM18 96V95H17ZM28 96V95H27ZM78 96V95H77ZM18 99V98H17ZM105 99H106V97H105ZM90 100V99H89ZM3 102V101H2ZM13 102H15L14 101V99H11L10 100V103H13ZM80 102V101H79ZM98 102V101H97ZM8 104L9 103H7L6 101L4 102V107H6V109H7V111H11L10 110V108L8 107ZM95 104V103H94ZM79 105V104H78ZM93 105V104H92ZM91 105V106H92ZM13 106H16V104L15 103H13ZM80 106V105H79ZM91 106L89 107V109L87 110V111H90V108H91ZM17 107V106H16ZM82 107V106H81ZM80 109V108H79ZM78 109V110H79ZM0 110H1V107H0ZM86 110V109H85ZM83 111V110H82ZM81 111V112H82ZM81 112H79L78 114H81ZM86 112V111H85ZM181 111H179L178 113H180ZM69 113V112H68ZM177 113V114H178ZM23 115V114H22ZM72 115V114H71ZM71 115L69 116L70 118H71ZM178 115H180V114H178ZM13 116V117H12ZM78 115H76L75 117H74V119L77 117ZM161 116V115H160ZM160 116H159V118H160ZM11 117L14 119V121L16 122V123H19V121H18V119L16 118V116L15 115H11ZM69 117H67V118H69ZM159 118H158V120H159ZM74 119H68L67 120V122L68 121H71V120H74ZM157 120V121H158ZM161 120V119H160ZM21 121V120H20ZM54 121V120H53ZM156 121V122H157ZM165 120H163L160 124L162 125L163 123H165L164 122ZM55 122H57V118L55 119ZM66 123V122H65ZM166 124V123H165ZM165 124H163V125H165ZM144 125V124H143ZM149 125H152V124H149ZM46 128V127H45ZM47 129V128H46ZM46 129L44 130V132L46 131ZM147 129V128H146ZM146 129H144V130H142V131H140V130H138L137 132H139V133H134V134H136L135 136H136V139L137 138H140V137H138V136H140V135H142V134H145V133H142L143 131H145ZM55 130V129H54ZM53 130V131H54ZM32 132H34L33 130H32ZM49 132H51L50 130H48L45 134L46 135H44V133H42V135H43V137H42V139H39V140H37V141H40V142H44L43 144H41L42 145V148H43V150L44 151H48L49 152V155H50V158L52 159V161H54V163L56 162L57 163V161L59 160V161H61L63 164V167H64V169H60L61 170V175H64V178L63 179H65V176L66 177H70V175L72 174V169H71V167H70V165L66 162V160H65V158L63 157V155L61 154V152L59 151V152H57L56 151V147H54V145L52 146L51 145V138H48L47 137V134L49 133ZM148 132V131H147ZM124 133L126 134V131H124ZM123 133V134H124ZM26 134H28V133H26ZM26 134H25V136H26ZM124 134V135H125ZM41 135V136H42ZM38 136H40L39 134L36 136H34L33 138H32V136H31V138H28L27 139V137H30V136H26V139L27 140H32V139H34L35 137L37 138ZM126 136H127V134H126ZM126 136H125V138H126ZM151 136V135H150ZM46 137V138H45ZM249 138L248 139H245V137L243 136V138H242V140L240 141L241 143H239L238 144V142H237V144H238V146H245V145H243L244 143H245V141H247V140H249L250 138H252V137H250V136H248ZM38 139V138H37ZM45 139L47 140L46 142H45ZM124 140V139H123ZM122 140V141H123ZM127 140H129L128 141V143L127 144H129L130 145V141H131V139H127ZM33 141V140H32ZM37 141H36V143H37ZM121 141V142H122ZM136 141V140H135ZM234 141V140H233ZM233 141H229V142H224L223 144H220V145H218V146H216V147H214L213 149H215V150H219L218 152H220V151H224L225 149L227 150V146L229 145V148L230 147H232L233 148V151L235 152V147H238V146H233L232 145V142ZM29 143H31L30 145H28V146H26V147H24V149H27L28 147H30L31 145H33L34 143H32V142H30V141H28ZM35 143V144H36ZM47 143H49L51 146L50 147H47ZM21 144L23 145V142H21ZM25 144H27V142L25 143ZM86 144L88 145V147L90 148V150H91V152H92V155H91V157H92V159L94 158V150L92 149V147H91V145L89 144V142L87 141L86 142ZM127 144H119V146H120V149L122 150L123 148V146H125V145H127ZM22 145H20L21 147H22ZM37 145V144H36ZM111 145H112V143H111ZM20 146H19V148H20ZM38 146V145H37ZM36 146V147H37ZM111 148V147H110ZM228 148V149H229ZM22 149V148H21ZM39 151H42V149H41V147L39 146V148H37ZM49 149H51V150H49ZM213 149H211V150H209L211 153H213L215 150H213ZM20 150V149H19ZM110 150V149H109ZM8 151V148H6V150L4 151V152H7ZM22 151V150H21ZM75 151V150H74ZM51 152H53L54 154H52ZM76 152V151H75ZM217 152V153H218ZM41 153H43V152H41ZM96 153V152H95ZM106 153H108V152H106ZM105 153V154H106ZM204 153H205V151H204ZM203 153V154H204ZM210 153V154H211ZM228 153H231V151L230 152H228ZM114 154V153H113ZM113 154L112 155H107V156H105V160L106 159H108L109 157H112L113 156ZM227 154V153H226ZM232 154H234V153H232ZM6 155V154H5ZM42 156L44 157V153L42 154ZM77 157H78V154H77ZM45 158V157H44ZM79 158V160H80V164H82V165H80V167H79V169L81 168V167H83V163H81V161H82V159H81V157L79 156L78 157ZM118 159H121V157L119 156L118 157ZM122 160V159H121ZM219 161V160H218ZM11 162V161H10ZM121 162V161H120ZM190 162V161H189ZM199 162V161H198ZM197 162V163H198ZM222 162V161H221ZM122 163V165L124 164L123 162H121ZM188 165H190L189 163L187 164V166ZM202 165V164H201ZM56 166V165H55ZM186 166V167H187ZM57 167V166H56ZM94 167V165L91 167V169L94 171L95 170V168H93ZM126 166H124V168H125ZM99 168H101V167H99ZM79 169H77V170H79ZM87 169V168H86ZM86 169H84V170H82L80 173H78V175L80 176L81 175V177H87V178H89V179H92L93 178V174H92V170H91V172H90V174L89 175H84V173L86 172L85 170ZM96 169H98V168H96ZM102 169H104V168H102ZM105 170V169H104ZM182 170V169H181ZM174 171H176V170H173L172 171V173H171V175L170 176H172V174L173 173H175ZM130 173V172H129ZM202 173H204V171L202 172ZM77 175V176H78ZM72 176H74V177H72ZM77 176H75V175H71V178L70 179H67L68 180V183H71V185L74 183V182H76V180L79 182V180L80 179H76V177ZM164 176H166V174L164 175ZM162 177V181H157V179H156V183L152 186V189L151 190H153V188H154V186L155 185H158V183L160 182H165V177ZM56 177H57V179H58V182H59V176L56 174ZM78 178V177H77ZM156 178V177H155ZM111 179V178H110ZM164 180V181H163ZM64 181H66V180H64ZM58 182H57V184H58ZM78 182L77 183H75L74 184V186L76 187V186H78L79 184H78ZM66 184L67 186L68 185H70V184ZM112 183L114 184V182L112 181ZM56 184V185H57ZM61 184V183H60ZM59 184V185H60ZM56 185H54V187H56ZM115 185V184H114ZM74 186L73 187H69V188H71V189H75L74 188ZM116 186V185H115ZM182 186H184V185H182ZM45 187H46V189H45V192H44V194H42L41 196H37V195H35V197H41L42 199L40 200V201H38V202H36L35 203V206L36 205H38L39 203H41V202H45V201H48V198H49V196L51 197V195H53V193L55 194V192H57L58 190H56V191H51V193L49 194V195H47V185H45ZM54 187H52V188H54ZM63 188V187H62ZM65 188V187H64ZM155 189V188H154ZM261 190H263V189H261ZM1 192V191H0ZM60 192V191H59ZM61 192H67V191H61ZM82 192H83V190H82ZM170 192V191H169ZM144 193V192H143ZM2 194V193H1ZM84 196L83 197H87V195L83 192L82 193ZM140 194H141V192H140ZM2 198H3V201H4V203H5V205H6V209H4L3 211L0 209V212H7L8 210H10V207L11 206H13L15 209H13V211L14 210H16V209H19V211H20V213H21V215H19V216H21V217H28V218H31L32 219V216H31V214L30 215H25V213H26V211L27 210H29V209H27V208H25V207H22L21 205H20V203L22 202V200L20 199V198H18V202L16 203V204H12V203H10L9 202V200H7L4 196H3V194H2V196H1ZM79 197V196H78ZM34 198V197H33ZM36 199V198H35ZM35 199H33L32 201L34 202L35 201ZM88 200H89V198H87ZM122 199L124 200V197L122 196ZM157 199V198H156ZM163 199H167V198H163ZM51 200H53V199H51ZM80 200H81V198H80ZM31 201V202H32ZM82 201V200H81ZM247 201V200H246ZM31 202H28V203H25V204H31ZM32 202V203H33ZM34 206H32V207H30V208H33ZM85 209H86V211L88 212V210H87V207L85 206ZM126 209H123V210H121L120 212H118V214L119 213H121V212H123V211H125ZM148 212L149 211H145V213L146 214H148ZM134 214V213H133ZM116 215H117V213H116ZM20 217V218H21ZM1 218V217H0ZM14 218H15V216H14ZM5 222V221H4ZM14 222V221H13ZM12 222V223H13ZM99 223H101L102 221L100 220V221H98ZM12 223H10L7 227L10 229V231H11V233H12V235L16 238V240L18 241V243H19V245L22 247V241H23V238L22 237H20V236H18L17 235V233H19L17 230H12L11 229V227H10V225L12 224ZM98 223V224H99ZM127 223V222H126ZM126 223L124 224V225H126ZM98 224L96 225V222L94 223V225H96V226H94V227H92L91 225L88 227V230L86 231V233L84 232L83 234L84 235H82V236H84L85 237V235L88 233V232H91L95 227H97L98 226ZM4 225V224H3ZM50 226L53 228V230H54V232L57 234V236L60 238V239H62L61 241H62V244L60 245V246H58V247H53L52 246V244H51V242L46 238V236L44 235V233L42 232V230H41V237L43 238V240L45 241V242H47V244H48V246L51 248L50 249V251L49 252H47V253H44V254H41L42 253V251H41V253L40 252H38V250H37V252H38V254H40L41 255V257H44V258H47V257H49L52 253H54L55 251L57 252V251H59V250H62L65 246H64V241H65V239H64V237H63V235L61 234V231L59 230V228L55 225V223L53 222V221H50ZM0 228H1V230H0V234L4 231L3 230V228H2V226H1V223H0ZM5 229H6V226H5ZM116 229H118L119 230V232H123L122 231V229H120V228H116ZM15 232H16V234H15ZM27 234V233H26ZM78 234V233H77ZM77 234H76V236H77ZM90 234V233H89ZM28 236V235H27ZM75 236V237H76ZM74 237V238H75ZM28 238L30 239V241L32 242V239L28 236ZM195 239H197L198 240V238H195ZM73 240V239H72ZM76 240H78L77 238H76ZM76 240H74V242L76 241ZM185 240V239H184ZM183 240V241H184ZM68 241H70L71 242V240H68ZM183 241L182 242H180V244H178V245H175V250L174 251H169L168 250V247L166 246V248H165V250H163L164 251V253L163 254H165V255H163L162 256V258L161 257H159V259H156V260H152V259H154V256H153V258L152 259H150V260H147V262L148 263H153V262H155V264H158V263H162L164 260H166V259H168V258H170V256L173 254V253H175V252H178L180 249H183L184 247H185V245H186V241L183 243ZM193 241V240H192ZM73 242V241H72ZM71 242V243H72ZM191 241H189V243H190ZM70 243V244H71ZM188 243V244H189ZM32 244H33V246L36 248V244L34 245V243L32 242ZM187 244V245H188ZM64 246V247H63ZM180 247V249H178ZM23 248V247H22ZM171 249H172V247H171ZM173 250V249H172ZM169 252V254H167ZM27 255V254H26ZM161 258V259H160ZM163 260V261H162ZM68 262V261H67ZM70 262V261H69ZM143 263L145 264V262H144V259H143ZM140 264H142V262H140Z\"/></svg>","mask_w":264,"mask_h":264}]
</instances>
